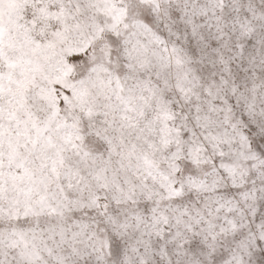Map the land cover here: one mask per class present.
I'll use <instances>...</instances> for the list:
<instances>
[{
	"label": "snow or ice",
	"instance_id": "1",
	"mask_svg": "<svg viewBox=\"0 0 264 264\" xmlns=\"http://www.w3.org/2000/svg\"><path fill=\"white\" fill-rule=\"evenodd\" d=\"M0 264H264V0H0Z\"/></svg>",
	"mask_w": 264,
	"mask_h": 264
}]
</instances>
